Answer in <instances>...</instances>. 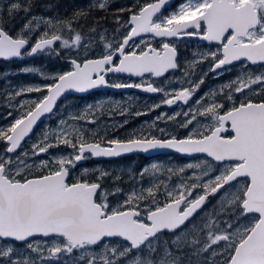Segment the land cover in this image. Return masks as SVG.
<instances>
[{
	"label": "snow or ice",
	"instance_id": "1",
	"mask_svg": "<svg viewBox=\"0 0 264 264\" xmlns=\"http://www.w3.org/2000/svg\"><path fill=\"white\" fill-rule=\"evenodd\" d=\"M36 6L0 0V60L63 61L51 72L19 69L42 84L15 85L0 73V107L11 117L0 125V264H264V0H133L114 10L111 32L99 23L107 17L91 15L110 11L111 0L65 19L33 14ZM21 13L20 27H9ZM185 39L203 43L181 61ZM233 67L235 77L197 95L209 73L218 79ZM104 88L161 97L133 116L177 107L121 139L87 127L98 119L88 104L44 125L25 148L62 97ZM31 93L42 95L20 99ZM132 103L115 107L127 115ZM128 122L112 121L111 130ZM58 147L70 151L51 152ZM164 149L203 158L154 162L151 176L148 167L129 174L127 191L107 170L70 179L89 158Z\"/></svg>",
	"mask_w": 264,
	"mask_h": 264
},
{
	"label": "flooded vegetation",
	"instance_id": "2",
	"mask_svg": "<svg viewBox=\"0 0 264 264\" xmlns=\"http://www.w3.org/2000/svg\"><path fill=\"white\" fill-rule=\"evenodd\" d=\"M181 0H176L175 4L180 3ZM178 47H179V52H180V59L181 61L183 60H188V59H192V53L196 52L200 49V46L203 42L201 41H197V40H190V39H185L182 41H178ZM12 62V61H10ZM202 69H206V65H200L199 66ZM236 68L238 69V67H233L232 70ZM232 71L225 73L223 76L219 77L218 79H213V76L215 75L214 73H209L208 76L205 79V83L201 86L199 92L197 93V95H200L202 93H204L205 91H208L209 89H213V88H219L220 85L225 82L228 81L230 79H232ZM176 75H179V73H176ZM123 79H127V78H123ZM177 85H172V87H176ZM111 94H115V104H117V102L120 103L121 107H129V102L127 101L126 96H135L137 98H139L138 103L140 104L139 107H136L134 109V106L132 105L130 108V111L127 115H120V108H116L115 107V112H114V119H116V121H123L125 119H127L129 122L122 128H119L118 130L115 131V134L113 136H117L121 139H124L125 137H127L129 130H132L135 128L136 129H140L141 127L144 126V122L145 121H151L153 118V116L155 117L159 112H173L176 110L177 106H174L173 108H168V107H162L160 109H157L155 111H152L150 114L147 115H140V116H133L131 115L132 112L139 110H144L146 108L147 105L156 103L159 99H161V97L157 94L156 96H151V95H145V94H140L138 92L135 91H127V92H121V93H117L115 91H110V90H99V91H93L88 93L85 96L82 97H75V96H67V99H69V101H78L79 103H82V101H91L90 99L95 98L96 100L98 99H102V96H106V99L108 100V97L111 96ZM62 102V101H61ZM69 104V102H68ZM101 105H103V101L101 102ZM178 107L183 108L184 105H179ZM134 126V127H133ZM161 126H164L163 124H161ZM181 135H183V131H181L180 133ZM227 135V133L225 134ZM35 141L34 136H32V139L28 140L27 144L25 145V147L30 148L31 144ZM203 157H196V158H192V159H185L180 157L179 155H174V154H167V155H154V156H150V157H143V156H139V155H134V156H130V157H121V158H115V159H111V160H99V161H95L94 165L96 166H100L103 168H107L109 166L112 165H120V166H134V173H139L140 170L144 167H148L150 164L154 163V162H166V163H172V162H180V163H185L189 160H197V159H201ZM93 158H89L87 160H85V162L83 163L82 167H88L87 164H92L93 165ZM109 165V166H107ZM112 173V175H117V172L113 171L110 172ZM78 175V177H80V167H75L72 170L70 179L71 180H75L76 175ZM77 177V178H78ZM145 180H148L147 178ZM195 194V193H194ZM215 198L212 199L211 201L214 202ZM206 207H211V205H206Z\"/></svg>",
	"mask_w": 264,
	"mask_h": 264
},
{
	"label": "trees",
	"instance_id": "3",
	"mask_svg": "<svg viewBox=\"0 0 264 264\" xmlns=\"http://www.w3.org/2000/svg\"><path fill=\"white\" fill-rule=\"evenodd\" d=\"M36 2V7L33 8V14H41L45 17H53V18H61V19H65V18H70L73 16V14L81 8H85L87 9L88 5L90 3L93 2V0H35ZM133 2V0H111V10L108 12H101V11H96V10H91V15L93 17H96L97 19H99L100 17H107V19L104 20H99V23L101 25H103L104 27L108 28L109 32H111V29L113 27V20H112V16L116 15L118 13H116L114 10L124 6V5H130ZM23 14L21 13L20 15H18L16 17V19L13 21L12 25H9V27H15V28H19L20 25L23 23V20L21 19V16ZM122 15L127 16V12H124ZM92 20L89 19L87 22V25L83 28L84 32H87L88 27L91 26L92 24ZM81 23H83V21H81ZM63 65V61L57 60V59H52L48 56L45 55H39L36 57H32V58H28L26 60L23 61H12V62H4V61H0V73H5L7 70H11V72H16L17 74H19V76H17V78L15 77H10V80H12L14 83H19V81L21 80V82H25L27 81L26 77H24V75H22V73H19V69L24 67V66H34L37 69H42L44 71L47 72H51L53 70H59ZM237 75V73L235 71L232 72V76L235 77ZM34 76V75H32ZM37 81V77L35 75V79L34 77L31 78L29 80L28 83H33V82ZM3 84L4 82L2 80H0V90H3ZM42 94V93H41ZM96 98V97H95ZM90 99L91 101H95L96 99ZM6 101L4 97H2V95H0V101L3 102ZM87 101V100H86ZM86 101H82V103L86 102ZM69 102V104H68ZM82 103H79L78 101H69V99H63L62 102H60V104L58 105V109H62L59 115V118L61 117H65L67 115V113L69 111H79L80 110V106ZM4 110L3 107H0V115H2V111ZM51 123H52V118L50 117L48 119ZM2 123L1 118H0V124ZM45 121H43L41 124H39V126L37 127V129L35 130L33 136L34 139L36 140L38 138L39 133L41 132V130L44 128ZM109 134V133H108ZM98 135H103L102 133H98ZM104 136H109V135H104ZM4 147L3 143H0V150H2ZM52 151H67L69 149L67 148H63V147H58V148H53L51 149ZM94 165V163H93ZM92 164H87L88 167L91 168V170L88 171L87 175H83L82 177H78V178H83V179H87V180H94L96 175L99 174L98 171L93 170L92 169ZM109 166V165H107ZM106 181H109V178L105 179ZM105 184V183H104ZM107 186V185H106Z\"/></svg>",
	"mask_w": 264,
	"mask_h": 264
},
{
	"label": "rangeland",
	"instance_id": "4",
	"mask_svg": "<svg viewBox=\"0 0 264 264\" xmlns=\"http://www.w3.org/2000/svg\"><path fill=\"white\" fill-rule=\"evenodd\" d=\"M238 71L240 72L239 68H238ZM45 72H47V71H45ZM5 73H7L9 79H10V77L17 78V76H19V74H17L16 72H11V70H7ZM22 75H24V77H26V79H27L26 83L23 82V81L21 82V80H20L19 83L16 84V83H14L11 80L12 83L15 84V85H26V84L35 85L37 83H41L42 84V83H47L48 82V81L43 80L39 75H36L37 81L36 82L34 81L33 83H28L31 78L34 77V79H35V75L34 76H32V74H28V75L22 74ZM0 80L3 81V79H0ZM5 87H6L5 84H3V89H5ZM8 90L11 91V89H8ZM128 91H132V90H128ZM135 92H138V91H135ZM138 93L142 94L141 92H138ZM40 95H42V94L41 93H31V94H28L27 97H25V96L20 97V99H26V98L30 99V98H34V97H37V96H40ZM114 96H115V94H111V96L108 97V100L106 99V96H102V99H98V100H95V101L84 102V103L81 104L80 110H79V111H82L85 105H88V104L93 105L92 111L98 117L97 124H90V125H87V127L88 128H92V129H97V125H99L98 133L99 132L102 133L103 136L104 135H109V136H106V137H111V136H113L115 134V131L111 130L112 121H116V119H114V112H115V105H116ZM126 98H127V101L129 103L132 102L133 99H134V103H132V105L134 106V109L136 107L140 106V104H137L139 98H137L135 96H126ZM102 101H103L102 107H98L97 106V102H99V105H101ZM5 103H6V101H4V100H3V102L0 101V104H5ZM3 108H4V110L1 112L2 115H0V118H1V121H2V123L0 125H6L11 120V117H7V112L10 109H8L7 107H3ZM61 110L62 109L59 110L57 116L51 117L52 118V120H51L52 123L48 120L50 117H47L45 119V124L46 125H50L51 128H55L57 120L60 119L59 115H60ZM201 119H203V118H201ZM105 123H107V125H108L107 129H105ZM134 129H136V126H135ZM25 148H27V147H25ZM68 151H70V150L62 151V152L61 151H52L51 150V152H53V153H67ZM192 161H195V160H192ZM155 163H158L161 167L167 166V165H172L174 167L178 166V165H182V163L176 162V161L172 162V163H170V162L169 163H166V162H161V163L155 162ZM77 167H80V165H77ZM148 168L150 169L149 175L151 176V164L148 166ZM84 169H87V172H85ZM92 169L96 170L98 172L105 171V170H107L108 172H113V171L117 172V175H120L122 177V179L119 181V183H120L121 187H123L126 191L130 188V182L128 180L129 174H132L133 172H135L133 165L132 166H120V165H116L115 164V165L109 166L107 168H103V167H100V166H97V167L92 166ZM89 170H91L90 167H80V175H81V177L83 175L84 176L87 175ZM78 175L79 174L76 175L75 179H77ZM157 175H159V174H157ZM113 176H115V175H113ZM104 183H105V185L110 186L111 177H109V181L104 180ZM143 183L145 185H147L149 183V180H144ZM113 203H115V199H113Z\"/></svg>",
	"mask_w": 264,
	"mask_h": 264
},
{
	"label": "water",
	"instance_id": "5",
	"mask_svg": "<svg viewBox=\"0 0 264 264\" xmlns=\"http://www.w3.org/2000/svg\"><path fill=\"white\" fill-rule=\"evenodd\" d=\"M175 2V0H174ZM0 61H3V60H0ZM13 61H21V60H13ZM4 62H10V61H4ZM135 79V78H133ZM99 90H110V91H117V92H122V91H125L127 89H122V90H115V89H111V88H104V89H97V90H92L90 92H93V91H99ZM133 91H138V90H135L133 89ZM90 92H87V93H83V94H78V93H69V94H66L67 96H75V97H82V96H85L87 95L88 93ZM138 92H141L142 94H145V95H151V96H156L157 94H148V93H144L142 91H138ZM64 98L62 97L60 101H58V104L63 100ZM47 118V117H46ZM46 118H43L46 119ZM39 125V124H38ZM38 127V126H37ZM167 154H174V155H179L177 153H175L173 150H167V149H164V150H153V151H150L149 153H140V152H135V153H132V154H127V155H122L120 157H115V158H121V157H130V156H133V155H139V156H143V157H150V156H154V155H167ZM180 157L182 158H185V159H191V158H196V157H184V156H181L179 155ZM115 158H93V160L95 161H99V160H102V159H105V160H111V159H115ZM85 162L84 161H81L79 164L77 165H82L83 163ZM213 197H209V200H211Z\"/></svg>",
	"mask_w": 264,
	"mask_h": 264
},
{
	"label": "bare ground",
	"instance_id": "6",
	"mask_svg": "<svg viewBox=\"0 0 264 264\" xmlns=\"http://www.w3.org/2000/svg\"><path fill=\"white\" fill-rule=\"evenodd\" d=\"M212 199H214V198H212ZM212 199H211V200H212ZM211 200H210V201H211Z\"/></svg>",
	"mask_w": 264,
	"mask_h": 264
}]
</instances>
